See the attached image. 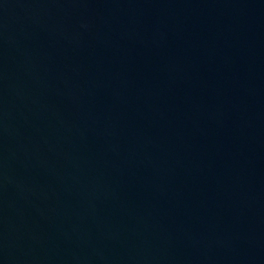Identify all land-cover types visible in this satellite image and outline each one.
Returning a JSON list of instances; mask_svg holds the SVG:
<instances>
[{
  "label": "water",
  "instance_id": "1",
  "mask_svg": "<svg viewBox=\"0 0 264 264\" xmlns=\"http://www.w3.org/2000/svg\"><path fill=\"white\" fill-rule=\"evenodd\" d=\"M0 264H264V0H0Z\"/></svg>",
  "mask_w": 264,
  "mask_h": 264
}]
</instances>
